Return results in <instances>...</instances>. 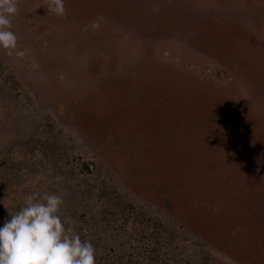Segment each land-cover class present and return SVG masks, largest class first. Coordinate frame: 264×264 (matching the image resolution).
<instances>
[{
    "label": "rangeland",
    "instance_id": "rangeland-1",
    "mask_svg": "<svg viewBox=\"0 0 264 264\" xmlns=\"http://www.w3.org/2000/svg\"><path fill=\"white\" fill-rule=\"evenodd\" d=\"M39 1L31 8L22 3L23 10L12 17V27L20 26L17 34L25 43L17 39V50L25 55L8 56L0 48V115L5 110L7 120L17 125L7 136L24 142L19 152L49 162L55 158L62 165L50 177L70 187L71 203L60 209L65 228H71L73 235L86 229L82 240L90 241L101 254L107 237L123 225L121 216L129 212L137 221L152 220L151 225L157 221L163 226L153 232L154 237L148 223V234L131 233L135 238L131 252L137 254L128 258L131 264L138 257L139 261L145 259L153 248L161 249L164 254L159 259H165L180 242L199 257L195 264H204V258L211 264H238L195 239L163 210L133 196L102 159L105 152L91 139L101 133L105 143L113 137L106 128H115L117 121L127 119L131 137L134 135L131 147L139 146L144 157L154 153L157 159L156 152L148 150L152 151L157 135L170 136V123L179 126L183 140L189 142L192 132L184 124H189L194 110L205 111L202 120L214 138L218 131L229 135L232 149L244 141L249 147L250 131L264 137V128L259 123L253 128L252 123L259 120L264 125V0H63V18L48 14L45 0ZM97 18H102L100 28L92 29L91 22ZM29 31L41 38L29 41ZM142 44L150 46L153 55L143 57ZM168 66L177 70H166ZM186 72L211 81L209 91L190 85ZM3 95L10 97L7 107ZM106 115L109 118L101 121ZM98 121L100 125L94 126ZM2 127L0 152L8 143L2 142L7 132ZM161 144L173 148L166 140ZM225 158H215L214 168L224 167ZM4 159L0 154V161ZM139 160L140 169L147 171V160ZM83 162L88 163L89 171L81 170ZM33 175L31 182L17 185L15 193L0 191V227L10 213L25 206L26 196L39 194V175ZM212 175V181L223 179L218 172ZM179 183L173 180L174 186ZM86 203L84 223L71 221L70 215L81 212L80 205ZM118 262L102 259L100 264Z\"/></svg>",
    "mask_w": 264,
    "mask_h": 264
},
{
    "label": "trees",
    "instance_id": "trees-1",
    "mask_svg": "<svg viewBox=\"0 0 264 264\" xmlns=\"http://www.w3.org/2000/svg\"><path fill=\"white\" fill-rule=\"evenodd\" d=\"M26 2L29 5L28 7L31 8L41 1L25 0L22 2L18 0V12L23 10V8L21 9L22 3L25 4ZM36 18H33L34 22ZM34 22L33 24H36ZM37 26L39 30L42 29L41 24ZM19 28L20 26H13L12 31L17 36V39H20L18 41L25 44L21 40V35L19 36L17 34ZM29 32L32 35V37L28 36L29 34L27 35L30 37L28 38L29 41L41 38V36H35L36 32ZM142 45L141 55L143 57L153 55V49H150V46L146 47L144 44ZM115 47H119V45L116 43ZM115 47H111L110 52H114ZM175 68L168 66L166 70L172 71ZM185 74L186 80L191 82L190 85H195L206 93L209 91L207 86L211 81H207L205 77L201 78L200 76L194 75V77L189 75V72ZM173 75L174 73L171 72V76ZM27 82H32V80ZM41 92H43L42 89ZM261 92L263 91H259L260 94H262ZM3 97L6 98L4 100L7 102L5 105L7 107V98L10 97H7V95H3ZM178 109L177 107L176 110ZM202 112L204 113L205 111L202 110ZM1 113L0 119H4L5 121L2 120L0 126L4 125L5 127H2V129L6 128L7 131L5 136L6 140L2 142L8 143L3 146V152H0L5 157L3 161H0V188L4 189L0 191H7L8 189L14 190L12 191L14 193L17 192L16 186L31 182L36 177L33 175L34 173L35 175H39V197H43L46 193L57 194L62 197L63 204L71 203L68 201L69 194H71L69 184L63 185L64 182L59 183L60 179H57L55 176L50 177V172L55 167L61 169L62 165L58 164L55 158H50L49 162L46 159L43 160L41 157L38 159L36 156H26L23 152H19L18 149L20 146H24V142L21 140L17 141V138L13 141L9 140L7 136L8 131L13 130L17 125L12 124L11 120H7L8 115L5 110H2ZM203 113L199 114L194 110L191 113L192 116L190 115L189 124H184L192 132V136L189 137V142L183 140V134L179 126L174 123L169 124V137L167 136L166 139H163L160 135H157L156 143L153 144L152 151L151 148L148 150V152H156L157 159H155L154 153L150 158L144 157L139 146L136 148L131 147L130 143L134 135L131 137V124L130 120L127 119L117 121L118 123L115 128H106V130L111 131L113 137L106 139L105 143H103L101 133L92 135L93 139L91 140L97 143L96 145L99 146V151L102 150L105 152V156L102 155V159L121 178L123 184L133 196L163 210L172 219L173 223L182 229H186V232H190L195 239H198L211 249L217 250L220 254L231 258L236 263L264 264L263 134L250 131V139L248 140L249 147H246V141H244L242 146L237 149L235 147L232 149L230 147V140L227 139L229 136L227 133L218 131V135L214 138V135L210 134V131H207L202 120L205 119ZM108 115L101 121L109 118ZM235 121H237L235 124L237 127L238 121H241V119ZM252 123L253 128L259 126L258 123L264 128V125L259 120H253ZM95 125H100L99 121L94 122ZM234 134L237 135V133ZM219 135H222L223 138H220ZM163 140H166L173 148L162 145L161 141ZM114 144L120 147L113 148L112 145ZM231 151L239 155H234ZM242 152H245V154H242ZM247 152L250 157L246 156ZM162 154H165L164 158ZM227 154L231 157H227ZM220 155L226 157V162L225 164L223 163L224 167L215 169L213 166L216 165L214 159ZM200 156H204L205 158L200 160ZM141 158L147 160V166L150 167L147 171H145L146 169H140L139 159ZM177 161L181 162L177 163ZM182 162L186 163V165L181 164ZM234 162V166H231ZM221 164L222 161H220ZM81 170L84 172L89 171L88 163L83 162ZM140 170L146 176H143ZM213 172H218L223 179H220V181H212L211 176L215 177V175H212ZM150 176L156 179H151ZM176 179L180 180L178 186H174L173 184V180L175 181ZM197 179H199L198 184ZM75 203H78V201ZM78 204H75V206ZM85 206L87 208V203L86 205H80L79 210L81 212L70 215L71 221L80 225L84 223L85 219L82 211ZM60 211L63 213V210ZM71 214L73 213L71 212ZM59 215L62 220L63 218L60 212ZM121 217L123 225L117 230H112L111 234L107 237L109 240L104 244V253L100 254V250L97 247L95 248V264H100L102 259H107L111 262L119 261V264H131L128 258L137 255L131 252L134 248L133 243L135 242V238L131 236V233L138 234L142 232L148 234V224L151 225L149 221L152 220L148 222L144 219L137 221L129 212ZM72 218L77 219V221ZM87 218L86 216V221ZM137 223H140V225H137ZM151 226L153 230L151 232L152 237L155 236L159 228L163 229L162 224L157 221L153 222ZM85 230L80 229L78 231L80 232L78 235L81 240L86 234ZM168 230H173V228ZM239 236L240 242L237 243ZM165 241H167V238ZM184 246L181 242L175 244L174 248L168 252L166 258L162 260L159 259V256L160 254H164L163 251L153 248L147 255L145 254V259L142 257L141 261H139L138 257L132 264L198 263L200 261L199 257L193 256V252L187 251ZM204 259V264H211L207 258Z\"/></svg>",
    "mask_w": 264,
    "mask_h": 264
},
{
    "label": "clouds",
    "instance_id": "clouds-1",
    "mask_svg": "<svg viewBox=\"0 0 264 264\" xmlns=\"http://www.w3.org/2000/svg\"><path fill=\"white\" fill-rule=\"evenodd\" d=\"M45 5L48 14L66 15L63 0H45ZM18 11V0H0V48L22 58L25 53L17 50V36L11 30V18ZM101 19L91 22L92 29L100 28ZM62 205L57 194L26 196L25 206L10 213L0 227V264H95L93 244L65 228L59 215Z\"/></svg>",
    "mask_w": 264,
    "mask_h": 264
}]
</instances>
